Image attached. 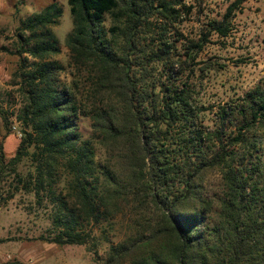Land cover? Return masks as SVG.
Instances as JSON below:
<instances>
[{
  "label": "trees",
  "instance_id": "16d2710c",
  "mask_svg": "<svg viewBox=\"0 0 264 264\" xmlns=\"http://www.w3.org/2000/svg\"><path fill=\"white\" fill-rule=\"evenodd\" d=\"M246 1L233 0L178 53L167 34L192 10L184 0H68L66 45L84 87L62 81L65 67L52 58L61 51L60 3L22 20L15 49L2 47L19 57L22 137L9 159L0 145V184L12 172L5 201L23 189L51 206L52 228L39 239L86 245L100 264H264V83L221 105L207 130L183 81L213 34L230 35ZM81 114L91 120L88 138ZM0 116L8 137L11 115L0 106ZM24 158L34 166L25 176ZM213 171L222 191L209 196ZM119 222L126 232L113 242Z\"/></svg>",
  "mask_w": 264,
  "mask_h": 264
},
{
  "label": "rangeland",
  "instance_id": "374dc122",
  "mask_svg": "<svg viewBox=\"0 0 264 264\" xmlns=\"http://www.w3.org/2000/svg\"><path fill=\"white\" fill-rule=\"evenodd\" d=\"M63 8L62 16L53 25L61 47L60 53L52 58L59 60L65 69L62 81L69 83L76 79L81 87L86 83V72L71 64L66 36L73 28L68 0H57ZM184 0L192 10H185L184 20L169 28L167 37L175 43L178 53L190 39H199L206 30L209 20L222 18L233 0ZM53 0H0V106L11 115L13 136L7 140L6 129L0 116V145L4 146L7 159L12 157L22 137L20 123L14 113L21 106L22 96L15 84L14 72L19 65V57L2 49H15L18 29L22 20L40 13ZM107 17L106 26L112 25ZM178 39V41H177ZM163 66H160L162 71ZM187 69L183 81L192 89L193 104L198 108L199 124L207 130L218 124L217 111L221 105L232 103L248 91L264 83V0H247L243 9L237 12L234 29L227 37L211 36L199 54L197 62ZM78 128L84 138L91 133V120L81 114L77 120ZM259 135L264 140V130ZM31 151L33 149L31 148ZM105 152L99 149L98 159L103 161ZM30 158H24L18 171L24 176L33 171ZM16 183L15 175L8 172L0 184V264H100L96 254L86 245H58L41 240L52 228L51 206L46 202L39 205L33 192L20 189L15 197L5 201V197ZM61 189V187L59 188ZM207 195L213 196L222 191V179L218 171L209 173L205 180ZM48 204V205H47ZM126 227L119 222L110 232L113 242L119 241ZM99 235L100 230L96 228ZM109 244L99 247V255L105 256Z\"/></svg>",
  "mask_w": 264,
  "mask_h": 264
},
{
  "label": "crops",
  "instance_id": "0c3cea01",
  "mask_svg": "<svg viewBox=\"0 0 264 264\" xmlns=\"http://www.w3.org/2000/svg\"><path fill=\"white\" fill-rule=\"evenodd\" d=\"M11 136H13V135H12V134H10V135L8 136L7 140H10Z\"/></svg>",
  "mask_w": 264,
  "mask_h": 264
}]
</instances>
